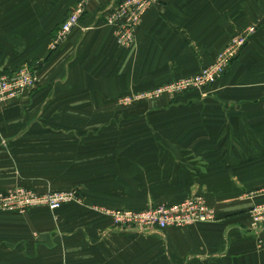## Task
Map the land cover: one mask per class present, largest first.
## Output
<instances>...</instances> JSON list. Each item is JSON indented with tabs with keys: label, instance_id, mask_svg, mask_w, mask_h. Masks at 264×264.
Masks as SVG:
<instances>
[{
	"label": "crops",
	"instance_id": "1",
	"mask_svg": "<svg viewBox=\"0 0 264 264\" xmlns=\"http://www.w3.org/2000/svg\"><path fill=\"white\" fill-rule=\"evenodd\" d=\"M78 1L0 0V72L25 64L39 78L0 102V192L82 197L54 211L0 210V264L249 263L257 250L248 211L264 200V0H158L129 48L105 23L119 0H91L51 50ZM249 24L256 33L203 93L123 106V96L197 73ZM194 195L214 222L153 234L97 210Z\"/></svg>",
	"mask_w": 264,
	"mask_h": 264
},
{
	"label": "built area",
	"instance_id": "2",
	"mask_svg": "<svg viewBox=\"0 0 264 264\" xmlns=\"http://www.w3.org/2000/svg\"><path fill=\"white\" fill-rule=\"evenodd\" d=\"M91 0H79L73 10L58 27L51 41V50H56L84 14ZM158 0H119L108 9L105 23L115 28V39L121 47H132L135 32L142 16ZM254 31L248 27L234 37L230 43L215 54L213 62L200 68L190 76L167 82L146 95L155 98L162 95L176 96L186 91L194 90L203 93L216 83L228 68L231 61L239 54L241 46L248 40V35ZM39 78L35 70L22 65L11 74L0 73V102L22 96L25 91L35 87ZM263 192H259V194ZM72 201H80L78 190H55L37 193L24 187H15L9 191L0 192V210L25 213L35 207H46L56 210ZM108 216L113 224L121 229H135L144 233H162L169 227H186L197 223H210L216 220L214 211L206 205L200 195L174 204H160L143 210L131 209H97ZM250 230L259 233L264 231V201L253 205L250 210Z\"/></svg>",
	"mask_w": 264,
	"mask_h": 264
},
{
	"label": "rangeland",
	"instance_id": "3",
	"mask_svg": "<svg viewBox=\"0 0 264 264\" xmlns=\"http://www.w3.org/2000/svg\"><path fill=\"white\" fill-rule=\"evenodd\" d=\"M248 27H253L254 28V31L252 32V33H250L249 35H248V40L241 46V49H244L245 48V46L247 45V43L250 41V38L256 33V31H257V29H256V26L255 25H253V24H249V25H247V26H245V27H243L242 29H240V30H238L231 38H230V40H228V43H230V41L234 38V37H236V36H238L240 33H242L243 31H245ZM228 43L227 44H225V46L224 47H222L218 52H221L227 45H228ZM241 49H240V51H241ZM239 51V52H240ZM217 52V53H218ZM216 53V54H217ZM214 59V58H213ZM213 59H212V61L211 62H213ZM210 62V63H211ZM210 63H208V64H210ZM207 64V65H208ZM203 67V66H202ZM193 75V74H192ZM180 78H183V77H180ZM180 78H176V79H180ZM175 80V79H174ZM171 81H173V80H171ZM170 82V81H169ZM167 83V82H166ZM159 86H161V85H159ZM159 86H157V87H159ZM157 87H155V88H152V89H147V90H143V91H139V92H134L133 94H131V95H127V96H123V97H121V102H122V104H123V106H127V105H130V103L132 102V101H143V100H157V99H160L162 96H167V95H162L161 97H157V98H155V97H153L152 95L151 96H149L148 97V95H146L147 93H149V92H152L154 89H156ZM169 97H172V96H169ZM173 97H176V96H173ZM172 97V98H173ZM264 191V189H261V192H263ZM263 194L261 193V196H262ZM200 196H202L203 198H204V196L203 195H200ZM205 200V199H204ZM264 200H262L261 202H263ZM71 203H78V204H81L82 203V197H81V194H80V201H72ZM205 203H206V201H205ZM257 203H260V201H256V202H254L252 205H251V207L253 206V205H255V204H257ZM67 204H69V203H67ZM206 205H208L207 203H206ZM209 207V206H208ZM250 207V208H251ZM250 208H249V210H250ZM113 210V209H112ZM135 211H138V210H135ZM248 213H249V215H250V212L248 211ZM250 223H251V216H250ZM198 224V223H197ZM195 225V224H194ZM190 226V225H189ZM188 227V226H187ZM249 227H250V224H249ZM250 230V229H249ZM250 231H252V230H250ZM253 232V234L255 235V238H254V242H255V249L257 250L255 253H250V262L249 263H241V262H239L238 264H264V258L263 259H261V263L260 262H258L257 261V256L259 255V254H261V256H263L264 257V231L261 233V235L259 236V233H256V232H254V231H252ZM257 252H258V255H257ZM254 257H256V259L253 261V262H251L252 261V259L254 258Z\"/></svg>",
	"mask_w": 264,
	"mask_h": 264
},
{
	"label": "trees",
	"instance_id": "4",
	"mask_svg": "<svg viewBox=\"0 0 264 264\" xmlns=\"http://www.w3.org/2000/svg\"><path fill=\"white\" fill-rule=\"evenodd\" d=\"M242 50V49H241ZM241 53V51L239 52V54ZM238 54V55H239ZM237 55V56H238ZM237 56L231 61V63L229 64V66L232 64V62L237 58ZM229 66H228V68H229ZM30 67V66H29ZM31 68V67H30ZM228 68L226 69V71L223 73V75L221 76V77H223L224 75H225V73L227 72V70H228ZM1 73V72H0ZM8 74V73H7ZM219 80V79H218ZM216 82H217V80H216ZM216 83H214L213 85H215ZM195 92H197V91H194V90H190V91H186V92H184V93H182V94H178V95H176V97H179V96H185V95H192L193 93H195Z\"/></svg>",
	"mask_w": 264,
	"mask_h": 264
}]
</instances>
